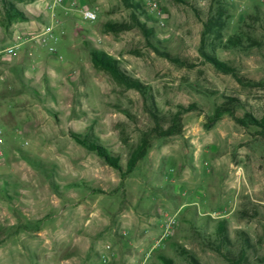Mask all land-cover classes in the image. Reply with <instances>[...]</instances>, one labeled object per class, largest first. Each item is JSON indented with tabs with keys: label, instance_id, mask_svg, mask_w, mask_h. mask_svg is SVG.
<instances>
[{
	"label": "rangeland",
	"instance_id": "1",
	"mask_svg": "<svg viewBox=\"0 0 264 264\" xmlns=\"http://www.w3.org/2000/svg\"><path fill=\"white\" fill-rule=\"evenodd\" d=\"M56 1L0 0V264H164L161 256L191 264L178 247L198 264H230L202 238L220 220L234 242L224 252L237 258L248 240L245 264H264V135L230 116L210 123L229 99L238 118L264 117V86H250L264 82V0H140L149 19L122 0ZM11 7L30 19L10 20ZM135 14L177 62L150 47ZM51 26L61 30L55 54L41 44ZM16 45V55L4 54ZM92 51L118 60L146 93L95 67ZM191 105L180 134L157 135ZM72 132L124 168L145 133L152 145L122 177Z\"/></svg>",
	"mask_w": 264,
	"mask_h": 264
},
{
	"label": "trees",
	"instance_id": "2",
	"mask_svg": "<svg viewBox=\"0 0 264 264\" xmlns=\"http://www.w3.org/2000/svg\"><path fill=\"white\" fill-rule=\"evenodd\" d=\"M124 4L130 8H133L136 10V12H141L143 15L149 19L148 13L146 10H144V6L140 0H122ZM7 16L10 20L19 19V20H29L30 18L22 11L15 7L7 8ZM133 20L135 22V25L143 32V34L146 36L148 43L150 47L160 56H163L167 59H169L172 62H177L176 59L172 58L170 54L161 51L158 47H156L152 39L155 36V30L153 28H150L146 23H143L140 21L139 17L135 14L133 15ZM108 30L110 32L119 33L122 31H126L130 29V26L128 25H118V24H109L107 26ZM203 55L208 59L217 70H219L222 73L233 75L238 79L239 82L244 83V78L241 77L238 74V71L231 67L230 65L218 60L215 57L209 56L207 53H203ZM92 62L100 70H103L110 74L112 77H114L117 81H119L121 84L126 86L129 89H135L142 94L146 93V87L143 85V83L133 78L128 74L127 71L123 70L121 68L120 62L111 56L107 55L105 52H98V51H92L91 52ZM251 87L256 86H264V82L260 83H252L250 84ZM237 100L229 99L228 102H225L222 105H219L215 112L213 117L211 118V124H216L220 120L223 119L225 116L232 117L236 122H238L243 127L247 128L248 126H255L261 130V133L264 135V117L262 119H257L253 115H247L245 118H238L236 116V107L238 106L235 104ZM197 107L195 105H191L187 108L182 107L181 110L174 116L172 120L171 126L167 130L159 131L155 130L157 135L160 137H171L175 136L181 133L182 129V116L185 113H189L193 110H196ZM71 136L75 140L76 143L79 145H82L84 148L91 152H95L98 156H100L104 161L112 168L118 170L122 177H126L128 175H131L138 167L139 163L144 160L151 149V138L150 134L145 133L142 138L140 139L139 144L137 147L133 150L132 154L130 155V158L127 162L126 168H124L121 165V159L119 156H114L108 148L105 146L99 144L96 141H91L86 138H83L82 136L72 132ZM207 228V226H205ZM203 235V241L207 243L208 247L213 249L215 252L220 254L223 258H225L230 264H245L247 259V249L249 248L248 240H244L240 252V256L237 258L230 257L232 255V252L227 249L226 252H224V248H227L228 246L231 247L234 245V242L232 238L230 237L229 227L226 220H220L217 222V225L215 226L213 232H208L206 229L202 230ZM239 234V239L244 238L243 232H236ZM178 252H180L181 255L188 257L191 264H198L197 260L190 256V254L185 250L184 248L178 247ZM161 261L164 264H174V261L170 258H167L166 256H161Z\"/></svg>",
	"mask_w": 264,
	"mask_h": 264
},
{
	"label": "built area",
	"instance_id": "3",
	"mask_svg": "<svg viewBox=\"0 0 264 264\" xmlns=\"http://www.w3.org/2000/svg\"><path fill=\"white\" fill-rule=\"evenodd\" d=\"M62 0H57L56 3H61ZM149 6L151 10L156 15L157 19L160 21L163 27L167 25V15L164 12L162 5L159 2H150ZM85 20L94 22L97 20V15L95 12L91 10H85L83 13ZM61 35V30L58 27L51 26L49 27L46 32L43 34L41 38V44L48 49V51L52 54L56 53L55 43L58 41L59 36ZM21 45H16L11 48H8L4 51V54L7 56H14L17 54V51L20 49ZM5 145V140L3 137V132L0 130V146ZM4 156V151L0 149V159Z\"/></svg>",
	"mask_w": 264,
	"mask_h": 264
}]
</instances>
